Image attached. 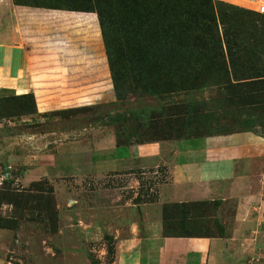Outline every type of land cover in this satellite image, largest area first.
Wrapping results in <instances>:
<instances>
[{
  "label": "rangeland",
  "instance_id": "obj_1",
  "mask_svg": "<svg viewBox=\"0 0 264 264\" xmlns=\"http://www.w3.org/2000/svg\"><path fill=\"white\" fill-rule=\"evenodd\" d=\"M15 5L32 32L54 33L60 46H75L73 60L91 64L84 77L90 101L39 115L29 93L0 91V264H69L74 254L108 264L130 232L140 238L151 227L161 236L219 232L218 202L163 197L162 160L116 161L107 171L96 164L109 159L104 138L113 146L174 147L239 131L264 135L263 15L221 0ZM77 8L87 12L69 10ZM139 9L148 12L140 16ZM181 37L182 66L159 74L157 49ZM232 208L226 202L223 213L230 216Z\"/></svg>",
  "mask_w": 264,
  "mask_h": 264
},
{
  "label": "crops",
  "instance_id": "obj_2",
  "mask_svg": "<svg viewBox=\"0 0 264 264\" xmlns=\"http://www.w3.org/2000/svg\"><path fill=\"white\" fill-rule=\"evenodd\" d=\"M221 1L258 13L257 0ZM20 8L13 0H0V91L31 94L39 115L88 107L90 79L84 77L91 64L73 60L79 57L75 46H60L54 33L32 32ZM33 41L40 45L31 46ZM109 140L102 141L109 159L97 167L107 171L116 161L162 160L163 197L171 203L218 202L214 226L219 232L161 236L151 227L147 238L130 232L108 264H264V135L239 131L182 139L174 147L162 142L113 146ZM229 201L233 208L227 217L223 207ZM70 260L90 264L75 254Z\"/></svg>",
  "mask_w": 264,
  "mask_h": 264
},
{
  "label": "trees",
  "instance_id": "obj_3",
  "mask_svg": "<svg viewBox=\"0 0 264 264\" xmlns=\"http://www.w3.org/2000/svg\"><path fill=\"white\" fill-rule=\"evenodd\" d=\"M13 1L16 3V0H13ZM132 1L135 3L137 2V0H132ZM69 10L87 12V10H83L80 8L69 9ZM136 11L141 12L140 16H144L148 12L146 10H141V9L136 10ZM145 12H146V14H145ZM260 15H262V14H260ZM262 18L264 19V15L262 16ZM172 30H173V27L171 28V31ZM171 31H170V34H171ZM102 32H103V30H102ZM171 36H175V34H171ZM165 41H166V37H165V40L163 42H165ZM176 43H177V41L175 42V44L173 43L174 45L166 44L161 49H159V48L157 49L158 50L157 53H158L159 58L161 59V65L162 66H160V62H159V64L158 63H153V64L155 65L154 68H156V70L159 68V74L164 75L162 72V69H165V70H167L168 74L173 75L176 72V68L179 66H182V57L184 56V51L186 49V41L184 38H182L179 40L178 44H176ZM29 95L33 101V106H34V109L36 111L33 96L31 94H29ZM22 96H24V95H22ZM150 142H157V141H150ZM181 236L191 237L188 235H181Z\"/></svg>",
  "mask_w": 264,
  "mask_h": 264
},
{
  "label": "built area",
  "instance_id": "obj_4",
  "mask_svg": "<svg viewBox=\"0 0 264 264\" xmlns=\"http://www.w3.org/2000/svg\"><path fill=\"white\" fill-rule=\"evenodd\" d=\"M256 11L259 14L264 15V0H257V8Z\"/></svg>",
  "mask_w": 264,
  "mask_h": 264
}]
</instances>
